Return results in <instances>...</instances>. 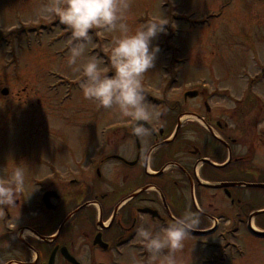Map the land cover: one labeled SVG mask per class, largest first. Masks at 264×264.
Wrapping results in <instances>:
<instances>
[{"label": "flooded vegetation", "instance_id": "flooded-vegetation-1", "mask_svg": "<svg viewBox=\"0 0 264 264\" xmlns=\"http://www.w3.org/2000/svg\"><path fill=\"white\" fill-rule=\"evenodd\" d=\"M242 77L240 93L201 80L185 85L173 96L171 127L163 105L172 91L150 94L159 116L138 122L147 135L134 134L129 117L100 130L84 160L46 166L33 177L34 202L21 187L14 205L0 206V264H148L138 228L159 230L189 210L200 218L192 230L210 232L188 237L221 239L222 251L203 263L233 259L224 248L236 243L247 262L244 242L264 241L254 233L264 232V75Z\"/></svg>", "mask_w": 264, "mask_h": 264}, {"label": "rangeland", "instance_id": "rangeland-1", "mask_svg": "<svg viewBox=\"0 0 264 264\" xmlns=\"http://www.w3.org/2000/svg\"><path fill=\"white\" fill-rule=\"evenodd\" d=\"M53 2L0 0V91L8 89L7 94L0 92V178H10L17 164L24 166L22 192L31 202L38 192L33 177L47 172L50 164L71 163L76 155L84 160L98 143L100 130L129 119L83 96V73L67 63L69 28L54 15H38L42 4ZM129 4L125 16L133 31L148 21L167 22L166 31L153 40L160 50L142 82L145 96L172 91L163 105L169 110L170 127L179 109L173 96L188 83L226 84L240 93L245 85L242 76L264 75V0H129ZM115 35L102 27L92 29L81 59L100 57L102 67L112 74L110 50ZM257 89L264 93V83ZM220 240L217 232L200 242L187 236L178 260L211 264L203 259L222 251V246H215ZM263 243L244 242L247 262L236 254L241 244L224 248V254L234 258L223 264H263Z\"/></svg>", "mask_w": 264, "mask_h": 264}, {"label": "clouds", "instance_id": "clouds-1", "mask_svg": "<svg viewBox=\"0 0 264 264\" xmlns=\"http://www.w3.org/2000/svg\"><path fill=\"white\" fill-rule=\"evenodd\" d=\"M129 0H54L42 4L38 15H54L71 32L67 63L73 71L82 72L80 88L83 96L98 107L118 111L134 122L133 133L147 135L149 129L139 121H148L159 116L149 110L143 91V74L154 66L160 50L153 40L166 31V21L152 20L139 25L134 31L126 21ZM102 27L118 35L113 37L110 50L112 74L102 67L100 57H85L91 30ZM27 169L15 165L6 182H0V206L16 203L18 190L25 185ZM200 223L199 214L186 211L174 222L154 230L151 224L141 225L138 234L149 252L148 264H181L177 253L184 248L190 230ZM167 250L166 252L164 250Z\"/></svg>", "mask_w": 264, "mask_h": 264}, {"label": "water", "instance_id": "water-1", "mask_svg": "<svg viewBox=\"0 0 264 264\" xmlns=\"http://www.w3.org/2000/svg\"><path fill=\"white\" fill-rule=\"evenodd\" d=\"M0 92H1V94H3V95H4V94H7L8 89H7V88H2ZM47 196H49V195H47ZM196 232H197V231H195V233H196ZM254 233L257 234V235L264 236V233H262V232L254 231Z\"/></svg>", "mask_w": 264, "mask_h": 264}]
</instances>
